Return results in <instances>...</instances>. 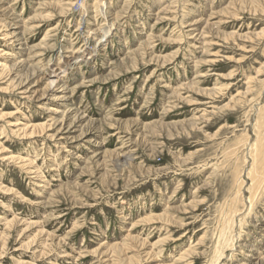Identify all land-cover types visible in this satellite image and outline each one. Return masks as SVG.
<instances>
[{
    "label": "rangeland",
    "instance_id": "374dc122",
    "mask_svg": "<svg viewBox=\"0 0 264 264\" xmlns=\"http://www.w3.org/2000/svg\"><path fill=\"white\" fill-rule=\"evenodd\" d=\"M263 133L264 0H0V264H264Z\"/></svg>",
    "mask_w": 264,
    "mask_h": 264
},
{
    "label": "bare ground",
    "instance_id": "6f19581e",
    "mask_svg": "<svg viewBox=\"0 0 264 264\" xmlns=\"http://www.w3.org/2000/svg\"><path fill=\"white\" fill-rule=\"evenodd\" d=\"M83 1V0H82ZM86 9V8H85ZM9 35V34H8ZM8 35H7V37H8ZM100 43H102V41L100 42ZM91 52H93V51H91ZM94 52H96V50L94 51ZM93 52V53H94ZM93 53H91V54H93ZM90 54V55H91ZM90 55H88V57H85L86 59L88 58V59H90L91 57H92V55L90 56ZM94 55V54H93ZM81 57V56H80ZM74 58V57H73ZM83 58V57H82ZM80 59L79 58H76V59H72V63L73 64H75V63H77L78 61H79ZM84 61V60H83ZM71 65V64H70ZM55 74V73H54ZM57 74H55V75H53V76H51L53 79L55 78V77H57L56 76ZM55 81L54 80H52L50 83H49V88H50V86H51V84H53ZM24 93V92H23ZM26 94H28V93H30V92H25ZM264 134V133H263ZM264 136V135H263ZM262 139V138H261ZM263 143H264V137H263ZM260 147H262L263 149H259L258 148V144L256 145V151H255V148L253 149V152H252V155H254L253 156V165H252V167H251V169L250 170H248L249 171V176H251V177H255L256 178V183H255V185L257 186V187H261L262 188V186H263V183H264V144L263 145H261ZM262 151V152H260V151ZM124 155V154H123ZM120 159V158H119ZM128 162V161H127ZM125 164V163H124ZM257 165H258V167L260 168V169H258L259 170V176L257 175V170L255 169V168H257ZM250 166H251V164H250ZM261 174V175H260ZM262 178H263V180H262ZM256 189V188H255ZM254 189V190H255ZM258 190V189H257ZM257 190H256V193H257ZM260 192V191H259ZM258 195V194H257ZM237 196V195H236ZM254 196V195H253ZM236 199V198H235ZM234 203V202H233ZM234 206V205H233ZM238 206V205H237ZM236 206V207H237ZM240 206V205H239ZM238 206V207H239ZM252 206V205H251ZM235 207V208H236ZM232 208V207H231ZM241 209V208H240ZM234 210V209H233ZM236 212V211H235ZM231 214V213H230ZM232 215V214H231ZM236 217V216H235ZM231 218H232V216H231ZM234 219V218H233ZM229 221V220H228ZM221 227V226H220ZM219 242V241H218ZM217 248V247H216ZM219 248V247H218Z\"/></svg>",
    "mask_w": 264,
    "mask_h": 264
}]
</instances>
